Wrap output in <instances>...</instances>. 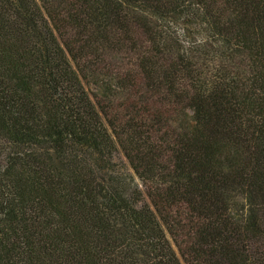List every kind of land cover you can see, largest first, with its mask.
<instances>
[{
	"label": "trees",
	"instance_id": "16d2710c",
	"mask_svg": "<svg viewBox=\"0 0 264 264\" xmlns=\"http://www.w3.org/2000/svg\"><path fill=\"white\" fill-rule=\"evenodd\" d=\"M0 264H264V0H0Z\"/></svg>",
	"mask_w": 264,
	"mask_h": 264
}]
</instances>
